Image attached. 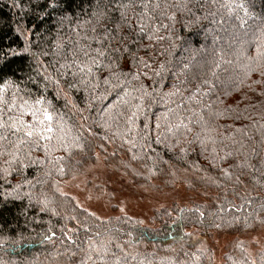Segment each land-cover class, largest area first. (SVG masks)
I'll return each instance as SVG.
<instances>
[{
    "label": "trees",
    "instance_id": "obj_1",
    "mask_svg": "<svg viewBox=\"0 0 264 264\" xmlns=\"http://www.w3.org/2000/svg\"><path fill=\"white\" fill-rule=\"evenodd\" d=\"M145 2V31L164 24L156 33L164 39L134 36L139 42L123 53L113 52L116 41L91 39L120 22L116 0H61L46 16L37 15L44 0H0V51L20 53L5 58L23 69L8 74L19 87L15 106L0 110V264H103L95 249L105 241L127 264H215L212 247L201 245L215 233L234 236L220 264H264V243L252 252L239 239L264 226V76L259 69L248 71L254 45L244 42L264 17V0L135 5ZM177 2H188L195 15L174 7L165 10L174 21L159 15L164 3ZM156 3L161 8L153 11ZM98 4L107 12L99 21L92 16ZM62 14L71 20L58 33L55 20ZM81 20L90 23L73 31ZM25 37L35 58L21 52ZM140 44L151 47L137 51ZM132 52L151 67L135 63ZM176 88L175 95H165ZM5 95L11 103L12 90ZM23 100L40 110L36 119L21 107ZM43 110L52 117L44 121L51 138L40 139L36 131L26 136L30 125L40 127ZM181 122L191 131L177 130ZM99 159L135 185L164 191L180 184L202 200L173 202L156 210L147 225L127 215L101 218L64 191L67 181Z\"/></svg>",
    "mask_w": 264,
    "mask_h": 264
},
{
    "label": "snow or ice",
    "instance_id": "obj_2",
    "mask_svg": "<svg viewBox=\"0 0 264 264\" xmlns=\"http://www.w3.org/2000/svg\"><path fill=\"white\" fill-rule=\"evenodd\" d=\"M60 2H61V0H44V6L40 8V11L37 13V15L38 16H46L48 9H52L53 11H56L57 5ZM190 2H192L195 5L196 0H190ZM37 3H39V0H37ZM64 3L67 5H70L71 0H64ZM15 7L19 8V7H21V5L19 3H16ZM136 7H141L143 9V11H141V12L136 11ZM148 7H149V5L146 2L141 4V5H135V0H127V2H123V0H116L115 8L118 9L120 12V22H117L113 29H107L106 28L100 39H97V37H95V36H93L91 39L96 40V42L98 44L101 43L103 39H108L110 42V45H111L112 41H116L117 46L115 48H113V52H121L122 51L123 53H128L131 51L129 48V45L139 42L137 39L133 38L134 36L139 37L141 34H143L150 41H162L164 39V37L158 36V35H156V33H158L161 28L165 27L164 24H160L159 26H157L156 24H152L151 25L152 30L147 31V32L145 31L146 28L148 27V25L145 23V17L147 15ZM170 7H174L181 12L187 11V12H190L193 15H195V13L193 12V9L188 7V2H184V3L177 2L176 4L164 3L163 4L164 10L160 11L159 15L160 16L166 15L168 20L174 21L175 16L173 14H168L165 11ZM201 7H203V5H201ZM220 7H222V8L226 7L229 13H231L234 10L232 4H221ZM235 7L236 8H244V5L238 4V5H235ZM152 8H153V11H155L156 9H160L161 4L160 3L153 4ZM129 11H131V15H129ZM245 14L247 15V12H245ZM106 15H107V12L104 11L103 9H101L99 4L96 6V9L92 13V16L95 17L97 21L103 19ZM213 15H214V13H213ZM237 18L239 19V17H237ZM196 19L199 20L200 18L197 16ZM258 19H260V21H261L260 25L255 27L252 30L253 34H252L251 39L244 41V42L254 45V48L252 50V55L247 57L248 61L251 64V67H249L248 71H255V70L259 69L260 75L264 76V17H258ZM70 20H71V17L68 16L67 14H62L58 18H56L55 24L58 25L57 32L59 33V30H60V28L63 27L65 21H70ZM88 23H90V21H83V20L78 21L77 25L73 26V31H75L76 28L82 27L83 25L88 24ZM243 25H244V21L241 20V26H243ZM123 29H127L128 31L124 32ZM16 30L19 31L21 33V35H23L24 30H23L22 26H17ZM92 31L95 32L96 28L93 27ZM113 32L115 33L114 36L112 35ZM25 40L28 42L25 43L21 52L29 53L33 58H35L36 54L31 52V49L29 47L30 41L28 40V37H25ZM55 44H56L57 50H59L60 48L63 47L62 43L59 40L55 41ZM150 47H151L150 44L149 45L140 44L137 51H139L141 48L144 49L145 51H147V49ZM84 55L88 56L89 54H88V52H84ZM99 55L104 56L105 52H99ZM131 55H132L133 61L135 63L140 64L143 68H150L151 67L150 64H148L145 61L144 57L137 58L135 52H132ZM6 56L20 57V53H16L15 51H9L8 53H4L3 51H0V80L3 81V83L0 84V110H2L3 106H6L7 109L11 110L15 106L16 99H17L16 93L19 91L18 85L15 87L13 86V81L8 77V74L11 73L12 76H15L17 74V72L23 71V69H21V68L12 66V61L6 59L5 58ZM89 60L91 61L92 64H96L98 66L101 63L95 57H89ZM73 63H75V61H73ZM113 63H115V62L113 61ZM60 67L64 68V67H66V65L62 64ZM85 67H87V65L82 63V64L78 65V70L81 73H83ZM215 67L219 68L220 67L219 63H216ZM161 68H163V65H161ZM88 71H89V73L91 72L90 67L88 68ZM158 74H159V72H157V75ZM245 75H247V73H245ZM112 76L115 79L119 80V75H117L116 73H112ZM45 78L50 79V77H47V76ZM133 78L138 79L139 77H138V75L133 74ZM105 83L106 84L108 83L107 78L105 79ZM121 83H123V81H121ZM70 87H74V85H70ZM113 87H119V85H114ZM141 87H143V85ZM8 90H12V92H13V95L11 97V101H12L11 103H9V101L5 95V93ZM177 92H179L178 88H176L175 92L166 93L165 95H175ZM145 95H147V93H145ZM21 99H23V98H21ZM40 103H41V100H39V99L35 101V104H37V105ZM21 107L22 108H25V107L29 108V111H30L31 115L33 116V118L34 119L37 118L38 112L40 110L39 109L32 110L31 107L28 105V102L26 100H23ZM51 119H52V117L48 113V111L43 110V120L38 121L40 127H37L35 124L30 125L28 127V130L25 132V135L28 137H31L33 135V132L36 131L37 133H39L40 139H45V138L50 139L51 137L50 136L46 137L45 133H51L52 128L50 126H44V121H51ZM0 126H4V122L2 120H0ZM11 127L16 128L17 127L16 123L13 122ZM157 127H159V125H157ZM174 127L177 130H179L181 127H183L187 131H189V132L191 131V128H189L186 124H183L182 122L175 124ZM168 131L171 132L172 127H169ZM0 139H4V137H0ZM177 143H179V141H177ZM75 146L77 148L81 147V145L79 143H76ZM65 150H67V146H65ZM180 151H184V149L181 148ZM253 151H255V149H253ZM227 155H231V153H228ZM222 171H223V169H222ZM262 207H264V205H262ZM121 211H123V209H121ZM196 211H199V209H197ZM89 215H92V214L89 213ZM200 215L203 216V213H200ZM97 219H99V217H97ZM216 227H219V225H216ZM97 235H99V233H97ZM184 235L188 236L191 234L190 233H184ZM45 238L47 239V237H45ZM107 243L108 242L105 241L104 243H102L100 245V247L98 249H95L97 257L103 262V264H127L126 260L122 259L120 256H116L115 253H110L109 248L107 246ZM116 247L119 248L120 245L117 244ZM181 247H183L182 242H181ZM125 255H127V254H125ZM89 259H91V256H89ZM253 264H254V262H253Z\"/></svg>",
    "mask_w": 264,
    "mask_h": 264
},
{
    "label": "rangeland",
    "instance_id": "obj_3",
    "mask_svg": "<svg viewBox=\"0 0 264 264\" xmlns=\"http://www.w3.org/2000/svg\"><path fill=\"white\" fill-rule=\"evenodd\" d=\"M64 191L72 196L76 203L87 211L101 217L110 218L127 215L147 225L153 213L173 202L186 204L199 202L201 197L187 191L183 185L172 190L155 191L133 184L121 172L107 168L99 159L85 171L66 182ZM123 209V211H121ZM234 236L215 233L211 238H202V246H211L215 255V264H220L225 246ZM255 251L264 243V226L257 231L239 238Z\"/></svg>",
    "mask_w": 264,
    "mask_h": 264
}]
</instances>
